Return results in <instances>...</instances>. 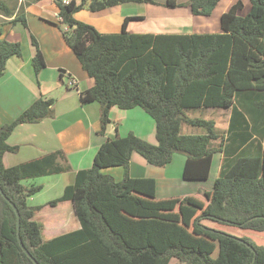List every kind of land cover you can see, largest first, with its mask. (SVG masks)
I'll use <instances>...</instances> for the list:
<instances>
[{
  "label": "trees",
  "instance_id": "16d2710c",
  "mask_svg": "<svg viewBox=\"0 0 264 264\" xmlns=\"http://www.w3.org/2000/svg\"><path fill=\"white\" fill-rule=\"evenodd\" d=\"M141 1L56 0L58 26L94 80L80 92V102L100 103L98 133L106 134L112 107L139 106L155 120L158 143L134 132L108 137L91 167L78 170L75 181L49 202L71 200L81 227L45 240L43 225L34 218L40 206L29 202L43 185L24 181L72 170L66 153L55 150L12 166H6L4 156L18 150L8 143L18 125L54 116L55 99L42 95L1 125L0 264H36L32 257L38 264H169L173 258L184 264H264V0H250L245 15L240 14L244 2L238 0L221 15L222 31L213 33L130 31L129 22L140 16L125 17L118 32H100L75 16L85 7L98 12ZM220 1L167 0L165 5L210 16ZM0 10L14 13L2 0ZM10 22L27 25L24 6ZM32 43L38 74L45 57L34 36ZM22 54V43L8 40L0 27V77L8 59ZM199 107L230 108L227 134L217 131L215 120L187 114ZM184 123L203 132L183 134ZM217 151L224 156L213 189L205 192L209 202L195 195L157 198L155 178L129 173L133 152L157 167L181 152L187 157L184 178L205 180ZM115 166L125 170L121 180L105 172ZM8 199L19 210V235L32 257L20 244L17 213Z\"/></svg>",
  "mask_w": 264,
  "mask_h": 264
},
{
  "label": "crops",
  "instance_id": "0c3cea01",
  "mask_svg": "<svg viewBox=\"0 0 264 264\" xmlns=\"http://www.w3.org/2000/svg\"><path fill=\"white\" fill-rule=\"evenodd\" d=\"M2 1L7 3L14 13L8 16L0 10V27L4 28L8 40L22 43L23 54L9 58L6 70L0 77V126L15 119L42 95L55 99L54 116L46 117L39 122L23 123L14 129L8 138V143L18 146V150L17 152H7L4 156V162L6 166H12L55 150H63L72 166V170L68 172L43 176L48 177L45 181L38 183L42 184L43 188L36 195L29 198L31 205L40 206L35 213V219L43 211H50L48 215L42 216L45 221L41 222L43 225V238L48 240L81 227L71 200L61 201L55 206L50 205L49 202L59 197L65 187L75 181L78 170L91 167L94 155L100 145L108 137L114 138L117 133L126 135L129 132H134L141 138L157 144L156 123L142 107L121 109L114 106L110 110L111 122L107 127L106 134H99L100 103L95 101L82 104L80 102V92L92 87L94 80L86 74L73 50L63 37L62 30L58 26L60 16L56 0ZM146 1L127 2L98 12H92L87 7L82 10L85 14L89 10L92 13V16L90 15L92 18L116 15L115 18L119 28H122L125 17L140 16L141 19L131 20L128 24L130 31L139 33H195L197 30L195 29L196 25H193V23L199 17H206L194 16L184 7H172L173 10H170L165 5L167 0H162L163 2L159 4H154L157 0ZM186 1L188 0H177L180 3ZM237 1L221 0L213 13L205 20L210 23L209 27L212 28L210 22L212 17L219 18V29H214V32L222 31L221 15ZM242 1L244 2V8L240 13L243 15L246 13V9L247 12L250 10L251 2L250 0ZM137 3L145 5L142 11L136 6ZM23 6L27 25H23L21 22L11 23L10 21L15 18ZM151 18L158 22V24L156 23L157 26L156 24L143 25L142 27L138 25L140 23L146 24ZM91 25H94V23L91 22ZM67 28V26H64V29ZM196 33L210 32L197 31ZM32 36L38 41L46 63L38 74L34 72L32 66V58L36 54ZM193 113H203L208 117L205 119L215 120L217 131L220 134H227L230 124V108L199 107L187 110L190 117H199L192 116ZM183 126H188L192 130L185 129L184 131ZM202 132V129L194 128L189 124L184 123L182 125L183 134ZM223 156L222 151H217L214 154L210 176L205 180L184 178L187 157L181 152H175L172 161L164 167L154 166L143 155L133 152L130 159L129 173L132 177L155 178L157 198L195 195L205 202H209L205 192L213 189L215 180L220 173ZM105 172L112 175L116 180H121L125 175L124 168L119 166L106 168ZM46 189H48V192H45ZM65 207L70 209L71 212L67 219L64 215L56 214L57 211ZM204 223L223 228L237 235L248 234L252 236L251 232H245L248 230L221 226L212 223L210 220H205ZM262 235L261 239L264 240V234ZM169 264L184 263L173 258Z\"/></svg>",
  "mask_w": 264,
  "mask_h": 264
},
{
  "label": "rangeland",
  "instance_id": "374dc122",
  "mask_svg": "<svg viewBox=\"0 0 264 264\" xmlns=\"http://www.w3.org/2000/svg\"><path fill=\"white\" fill-rule=\"evenodd\" d=\"M151 2V0H148V2ZM159 1V2H158ZM142 2V1H141ZM143 2H147V1H143ZM162 3L163 1L162 0H157V1H155L154 2V4H159V3ZM136 6H138V8L142 11L143 9H144V7H145V5L143 4V3H137L136 4ZM247 6V5H246ZM158 7H159V5H158ZM153 8H155L154 6H153ZM152 8V9H153ZM166 8H170V10H173V8L172 7H169V6H166ZM178 9V8H177ZM176 10V9H175ZM179 10V9H178ZM84 11L83 10H81V11H79L77 14H76V16H77V18L79 19V20H82V21H85L86 23H90L91 24V22H93L94 23V25L96 26V29L97 30H99L100 32H112V31H114V32H118V31H120V29L121 28H119V26H118V23H117V21H116V18H115V16L114 15H112L111 17H102V16H100V17H91L92 15V13H90L89 12V10L87 11L88 13V15L87 14H85V13H83ZM172 12V11H171ZM176 12H177V10H176ZM248 12H247V9H246V13H244L243 15H245V14H247ZM241 14V13H240ZM91 15V16H90ZM109 18H112V19H109ZM207 18H209V16H206V17H199V19H197V21L195 22V23H193V25L195 24L196 25V27H195V29L198 31V32H210V33H212V32H214L215 30L214 29H219V26H220V21H219V18L218 17H212V19H211V26H212V28H210L209 27V22L207 23L205 20H207ZM188 22V21H187ZM158 24V22L157 21H155V20H153V18H151L150 20H148L147 21V23L146 24H142V23H140V24H138V25H140V27H142L143 25L144 26H150L151 24ZM157 24H156V26H157ZM93 25V26H94ZM191 26H192V24H191ZM117 30V31H116ZM197 31H195V32H197ZM192 116H199V117H202V118H208L207 116H205L203 113H193L192 114ZM183 129H184V131H185V129H188V130H192L190 127H188V126H183ZM195 130V129H194ZM46 178H48V177H39V178H36V179H28V180H25L24 181V184H29V183H31V182H36V183H41V182H43V181H45L46 180ZM49 188V187H48ZM48 189H46V191L45 192H48L47 191ZM47 197V196H46ZM49 212L50 211H43L40 215H37V217H36V220L37 221H40V222H43V221H45L43 218H42V216H45V215H48L49 214ZM56 214H60V215H64V217L67 219L68 218V216H70L71 215V212H70V209H68V208H64V209H61V210H59V211H57L56 212ZM255 235H254V239L256 240V241H260L261 242V240H260V236H258V234L259 233H257V232H255L254 233Z\"/></svg>",
  "mask_w": 264,
  "mask_h": 264
},
{
  "label": "water",
  "instance_id": "95a60500",
  "mask_svg": "<svg viewBox=\"0 0 264 264\" xmlns=\"http://www.w3.org/2000/svg\"><path fill=\"white\" fill-rule=\"evenodd\" d=\"M0 191L3 193V191H2V188H1V186H0ZM4 194V193H3ZM5 195V194H4ZM9 200V199H8ZM10 201V200H9ZM10 203L12 204V206L14 207V209H15V211H16V213H17V217H18V235H19V230H20V213H19V210H18V208L16 207V205L12 202V201H10ZM19 241H20V244L22 245V247L24 248V250H25V252L30 256V257H32V255L29 253V251L24 247V244H23V242H22V239H21V237H20V235H19ZM32 259H33V261L36 263V264H38V262L32 257ZM253 264V263H252Z\"/></svg>",
  "mask_w": 264,
  "mask_h": 264
},
{
  "label": "built area",
  "instance_id": "2783aa9c",
  "mask_svg": "<svg viewBox=\"0 0 264 264\" xmlns=\"http://www.w3.org/2000/svg\"><path fill=\"white\" fill-rule=\"evenodd\" d=\"M65 3H68V0H64Z\"/></svg>",
  "mask_w": 264,
  "mask_h": 264
}]
</instances>
